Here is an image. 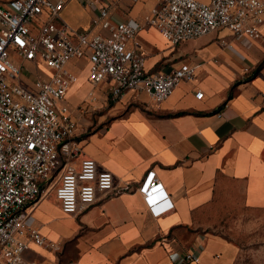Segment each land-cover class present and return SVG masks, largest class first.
Instances as JSON below:
<instances>
[{
  "label": "crops",
  "instance_id": "obj_1",
  "mask_svg": "<svg viewBox=\"0 0 264 264\" xmlns=\"http://www.w3.org/2000/svg\"><path fill=\"white\" fill-rule=\"evenodd\" d=\"M106 1L113 21L144 24L135 41L150 71L189 62L196 76L161 102L133 89L113 100L110 77L95 86L89 59L71 60L77 79L63 102L77 121L76 162L95 158L116 185L137 186L154 170L173 207L154 215L143 193L132 190L99 192L83 212L66 213L54 182L47 183L29 222L48 241H30L24 256L41 264H179L185 252L198 251L186 264H235L239 245L207 229L212 220L247 219L250 211L264 221V45L227 27L172 43L145 22L160 0ZM96 14L81 0H65L58 21L71 30L106 33L93 25ZM260 28L264 33V21ZM12 57L24 65L21 81L30 88L53 71L43 61L21 60L15 50Z\"/></svg>",
  "mask_w": 264,
  "mask_h": 264
},
{
  "label": "built area",
  "instance_id": "obj_2",
  "mask_svg": "<svg viewBox=\"0 0 264 264\" xmlns=\"http://www.w3.org/2000/svg\"><path fill=\"white\" fill-rule=\"evenodd\" d=\"M81 1L97 10L93 25H102L106 33L71 30L59 22L65 0H0V264H41L26 259L24 252L32 240L48 241L29 222L47 183L54 182L66 213L83 212L98 200L99 192L132 190L143 193L154 215L173 207L163 183L154 179V170L137 186L116 185L114 174L100 168L95 158L82 156L76 162L81 152L75 138L77 121L63 102L77 79L68 63L88 58L95 86L112 79L113 100L133 89L149 93L156 102L168 98L182 81L193 79L196 65L183 62L170 70L150 71L146 53L135 41L144 24L135 19L113 21L106 0ZM263 21L264 0H160L145 16L146 24L158 27L172 43L227 27L264 45ZM12 50L21 60L43 61L53 71L48 78H36L35 88L26 86L21 81L24 65L13 59ZM198 258V251H187L179 264Z\"/></svg>",
  "mask_w": 264,
  "mask_h": 264
},
{
  "label": "rangeland",
  "instance_id": "obj_3",
  "mask_svg": "<svg viewBox=\"0 0 264 264\" xmlns=\"http://www.w3.org/2000/svg\"><path fill=\"white\" fill-rule=\"evenodd\" d=\"M258 216L250 211L247 219L212 220L207 229L220 232L239 245L235 264H264V221L258 220Z\"/></svg>",
  "mask_w": 264,
  "mask_h": 264
},
{
  "label": "trees",
  "instance_id": "obj_4",
  "mask_svg": "<svg viewBox=\"0 0 264 264\" xmlns=\"http://www.w3.org/2000/svg\"><path fill=\"white\" fill-rule=\"evenodd\" d=\"M263 64H264V61H262V62L259 64V67H261Z\"/></svg>",
  "mask_w": 264,
  "mask_h": 264
}]
</instances>
